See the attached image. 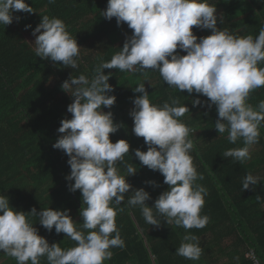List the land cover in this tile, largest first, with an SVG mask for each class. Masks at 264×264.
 I'll return each instance as SVG.
<instances>
[{
    "label": "clouds",
    "instance_id": "clouds-1",
    "mask_svg": "<svg viewBox=\"0 0 264 264\" xmlns=\"http://www.w3.org/2000/svg\"><path fill=\"white\" fill-rule=\"evenodd\" d=\"M18 11L34 12L26 0H0V25L19 21L20 17L13 15ZM102 16L109 21L115 18L117 26L126 23L132 33L119 52L96 67L91 78L70 75L61 84L74 99L67 106L71 118L60 121L57 131L61 135L52 145L69 157L70 174L66 180L74 181L69 183V190L82 194L81 229L68 209L46 207L38 212L33 207L26 213L12 207L6 195H0V250L15 258L17 264H40L41 257H46L48 264H104L111 260L112 248L125 246L116 225L117 212L110 205L122 204L125 194L131 193L126 203L139 206L147 224L159 227L163 218L168 225L185 229L175 252L197 261L203 250L199 238L188 230L204 228L209 217L201 215L207 189L195 183L203 175L198 174L190 155L194 147L189 139L191 129L179 119L189 108L181 105L178 98L162 105L152 103L145 83L133 88L140 95L132 100L129 112L132 131L147 145V151L135 149V157L163 175L168 185L149 206L146 201L151 197L145 188L129 192L132 185L127 177L137 169L126 164V175H122L116 167L129 153L130 144L126 139H110L120 125L114 122L111 111L103 110L116 102V96L109 95L114 91L109 83L111 75L104 69H152L169 87L186 90L189 96L198 94L192 99L194 107L206 103L210 109L215 105L218 117L214 127L218 134L227 132L233 144L243 141L242 147L229 148L222 156L243 162L251 159L250 147L259 141L264 122V100L256 108L247 103L253 90L264 87V27L255 38L221 29L217 26L216 6L210 0H107ZM219 20L223 23L222 16ZM193 26L210 30V34L198 39ZM31 27L25 25L26 30ZM32 35L37 57L78 68L80 46L62 19L43 15ZM200 95L207 101L202 102ZM259 181L258 176L248 173L242 181L243 190ZM30 216L38 217L39 224L49 232L54 228L57 234L64 233L75 245L64 249L58 243L50 244L38 233Z\"/></svg>",
    "mask_w": 264,
    "mask_h": 264
},
{
    "label": "trees",
    "instance_id": "trees-1",
    "mask_svg": "<svg viewBox=\"0 0 264 264\" xmlns=\"http://www.w3.org/2000/svg\"><path fill=\"white\" fill-rule=\"evenodd\" d=\"M26 2L32 6L33 13L14 12V17H20L19 21L14 19L10 25H0V195H6L12 207L26 213L33 207L38 212L46 207L68 209L77 228L81 229L82 194L79 190H69V183H74L66 180L70 174L69 157L52 146L61 135L57 131L60 121L71 118L67 106L74 99L61 84L70 75L85 74L91 78L101 62L109 61L120 51L132 30L126 23L117 26L115 18L109 21L102 16L107 0ZM210 3L217 9V26L234 35L255 38L264 27V0H210ZM43 15L62 19L76 38L80 46L78 68L63 67L60 62L35 55L32 29ZM220 16L223 23H220ZM27 24L32 27L26 30ZM193 32L198 39L210 34V30L195 26ZM104 72L111 75L109 83L114 91L109 95H115L116 102L103 110L111 111L114 122L120 125L110 134V139L112 142L126 139L130 144L129 153L116 167L122 175H126V164L137 169L134 175L127 177L132 185L129 192L145 188L151 197L146 203L153 206L159 194L168 188L163 175L142 165L135 157V149L147 151V145L143 137L133 133L129 112L132 100L140 95L133 88L145 83L152 103L162 105L171 98H178L181 105L189 108L179 119L191 129L189 139L194 147L190 155L198 174L203 175V179L195 183L207 189L201 215L209 217L204 228L188 230L199 238L203 250L199 260H189L175 252L185 229L168 225L163 218H160L159 227L147 224L141 208L126 203L131 196L126 193L122 204L112 202L110 205L117 212L116 225L125 246L112 248L113 256L104 264H255L246 257L249 250L263 259L264 122L259 129V141L250 147L251 159L240 162L225 158L222 156L225 150L242 147L243 141L233 144L228 141L227 132L218 134L214 127L218 117L215 105L210 109L206 103L194 107L192 99L198 94L189 96L186 90L180 92L169 87L159 72L152 69L133 72L104 69ZM199 98L207 101L202 95ZM261 100H264V87L253 90L247 103L256 108ZM248 173L258 176L260 181L243 190L242 181ZM28 218L50 244L58 243L64 249L75 245L64 233L57 234L54 228L51 232L45 229L38 217ZM0 264H17V261L0 250ZM40 264H48L46 257L40 258Z\"/></svg>",
    "mask_w": 264,
    "mask_h": 264
},
{
    "label": "built area",
    "instance_id": "built-area-1",
    "mask_svg": "<svg viewBox=\"0 0 264 264\" xmlns=\"http://www.w3.org/2000/svg\"><path fill=\"white\" fill-rule=\"evenodd\" d=\"M246 257L252 259L255 262V264H264V258L263 259L259 258L258 255L253 250L247 251Z\"/></svg>",
    "mask_w": 264,
    "mask_h": 264
}]
</instances>
